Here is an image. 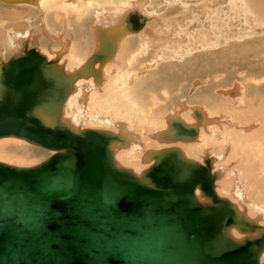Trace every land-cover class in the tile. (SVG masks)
Listing matches in <instances>:
<instances>
[{
  "label": "water",
  "instance_id": "1",
  "mask_svg": "<svg viewBox=\"0 0 264 264\" xmlns=\"http://www.w3.org/2000/svg\"><path fill=\"white\" fill-rule=\"evenodd\" d=\"M144 24L145 18L134 13L122 33L138 32ZM109 46L105 55L101 46L73 74H66L64 65L57 63L59 57L49 62L35 49L27 50V41L25 54H16L0 65V82H6L0 86L5 99L0 138L17 137L54 152L33 167L0 163V179L5 181L0 189L9 192L22 186L19 200L7 196L0 200V264H24L19 250L27 253L31 264H66L67 253H72L78 241L117 244L128 234L137 264H260L264 227L216 194L219 173L212 172L213 160L208 155L203 165L187 159L178 148L151 151L145 161L153 164L137 175L114 160L111 146L128 142L127 137L104 130L76 132L62 122L63 105L78 78L93 75L101 79V70H95L94 64L113 57L116 42ZM7 69L10 74L4 79L1 73ZM40 76L62 89V94L58 100L49 97L47 101L37 93L26 107L25 93ZM195 113L199 124L201 115ZM198 124L188 126L179 117H171L169 129L160 137L172 142L195 140ZM166 159L176 165L175 182L168 171L160 170ZM197 188L208 201L198 199ZM231 227L259 235L236 240L229 232ZM77 253L74 250V260L86 261ZM106 264L122 263L111 258Z\"/></svg>",
  "mask_w": 264,
  "mask_h": 264
},
{
  "label": "bare ground",
  "instance_id": "2",
  "mask_svg": "<svg viewBox=\"0 0 264 264\" xmlns=\"http://www.w3.org/2000/svg\"><path fill=\"white\" fill-rule=\"evenodd\" d=\"M93 1L97 2L98 0H0V2L5 5L6 4L23 5V6H27L30 10L35 11V9H37L39 11V14L42 15L41 16L42 20L44 19V21H42V29L45 35L48 37L50 42L57 44L58 47L60 48L57 49L56 51H54L55 49L54 48L53 49L54 52L51 51L52 49L49 51H43L41 48H37V47L30 48L28 46V41H27V50L35 49L39 54L46 57V59L49 62L59 57L57 63L59 65H64V70L66 74H73L74 72L80 70L86 64L88 59L93 54H95L100 50L101 46L103 47L102 53L103 55H105L110 49L109 42L110 43L111 41L116 42V51L113 57L110 60L104 62L103 64L99 62L94 64L95 70H101V79L97 80L96 77L93 75L87 77L83 76L78 78V80L75 82L73 92L68 96V98L66 99L63 105L62 119H61L62 122L66 123L71 129H73L76 132L81 129L104 130V131L112 132L116 135L121 134L127 137L128 142L124 144L120 142H115L111 146L114 154V160L117 166L126 169H131L137 175H141V173L144 170H146L153 164V161H151L147 166H144L145 162H147L145 161V156L151 151H159L165 148H178L181 150V152L187 159L203 165H204V159L206 155H208L213 160L212 172L219 173V178H217V180L215 181L216 194L220 198L228 199L232 204H234L237 207V209L240 212L245 213L247 218H249L250 220H254L258 226L264 227V207L260 208L261 210L260 209L258 210L257 207L255 210L257 213H255L254 210H252V208H249V206L251 205L250 203H248L247 200L249 199L250 200L249 202H252L253 201L252 195L249 194L248 192L247 196L244 197L245 194H243L242 192L243 189L241 186L242 182L238 181L237 179L238 174L234 173L236 181H233L230 172L229 171L227 172L228 170L227 165L221 163V165L218 166L219 163H217V161L219 160L220 155L215 156V154L209 152L210 146L212 145L213 141L214 142L216 141L217 143L220 141V143L222 144L224 142V144L226 143L225 145H230L235 143L234 146L236 152L238 148H241L242 146L239 145V142L246 141L247 142L246 144L249 145L244 147L245 156H248V154H252V153L255 155L256 152L264 154L263 143L252 141L253 138H260V137L264 138V131L261 130L258 131L257 133L250 132L251 135H248L249 130L247 129L250 128L253 129L251 124H250L251 126L249 127H245V124L244 126L238 125L237 127L236 126L237 124L232 123V121H230L225 114H220L218 116L217 114H213V113L210 114L203 107L197 105L190 107L189 105L186 104L185 101L182 102L180 100H177L175 104L176 106L174 105L173 113L170 115L167 114L166 118L164 119V123L161 125V128L156 129L155 127L157 126V124L155 121V117L153 115H157L156 112L160 105H164L167 101H171L172 98L171 89L168 87V84L166 86V84L163 85L161 83L160 84L156 83V85L154 86H147L143 84L144 81L139 83V81H141L140 79H143L142 76L145 73L142 75L141 74L142 72L140 73L139 71H137L136 65L138 63L140 64L141 60L144 57H148L149 54L151 55L150 51H148L150 46L153 47L155 50V52H153L152 55L150 56L151 57L150 59H152L151 65L150 66L145 65L147 63L146 61H148L147 59L146 60L143 59L144 63H142L145 65L147 73L157 68L160 62H163L159 58H164L171 62L172 58L174 57L172 53L181 49L180 45L185 41L190 43L191 41L190 38L192 39V37L189 36L190 35L189 31L187 33V29L191 25L188 24L186 20L190 18L189 20L191 22L193 21L191 20L192 18L190 16L192 15L193 10L195 11V9L199 8V11H196L197 14L198 13L204 14L203 12L206 11L205 10L206 6L204 4H201V8L199 7L200 5L197 6L196 8L194 6L187 7L185 3L184 4L182 3L183 1L181 2L178 1L175 4L173 3V5L171 4L165 14L160 15L158 17L154 16L153 19H151V17L148 14L142 15L139 13L144 11L145 5L149 3L146 0L132 2L131 6L123 5L117 9L114 8V10L112 9L109 10L107 8V10L104 11H94V16L96 17L95 21H97L92 25L93 35L91 34L94 39V48H93L94 50H92V54L86 55L81 52L82 49L80 50V48L73 45L72 40L65 39L63 33H59V34L55 33L54 30H52V28L50 27L51 25L49 26L46 23L47 22L46 18L47 16H50L48 12L52 11L51 9H53V11L55 10V13L57 14L55 17L58 16L60 18L62 15L64 16L63 18L64 23H66L65 19L69 15L73 16V14L78 18V20H81L87 14V12L90 11V9L93 8L95 9V6L94 7L92 6ZM134 13H138L139 15L145 18V24L143 28L138 32H123L124 33L123 34L122 31L126 24V20L129 19V17ZM178 13L179 15L177 17L175 16L176 20L172 21L171 23L170 22L171 20L169 21L170 17L172 18L173 15ZM60 19L62 20V18ZM61 20H59L58 22H60ZM151 20L158 21V22L154 21L156 24L154 27H152V25L148 23ZM168 21L172 25H169ZM30 27L34 28V25H31ZM67 27H69V25L65 26V30ZM28 34L29 36H31L32 32L29 31ZM13 35L15 36V34ZM135 35L137 36L135 37ZM184 37H188L189 39H185ZM135 42H137L138 44L137 47L135 49H131V46L134 45ZM20 54H25L23 49H22V53ZM3 56H4V52L0 51L1 64L2 62H4ZM124 67L127 69V71L125 72L123 71ZM9 74L10 72L7 69L6 72L2 71L1 76L4 77V79H6V77H8ZM5 83L6 82L4 81L0 82V86L5 85ZM197 84H199V82ZM174 85L175 86L173 87H177L176 86L177 83H175ZM183 86L181 87L180 85L181 88H183ZM238 90L239 88L238 89L235 88L234 91H229V94H227L226 91H219V92L220 94H223L224 96H228L235 100L240 94ZM180 91L181 90L179 88L178 93ZM149 92L151 94H149ZM37 93L41 94L40 100L48 101L49 99L47 98L49 97H51L52 99H57V98L59 99L60 95L62 94V89L57 90L56 86L52 81L46 80L42 76H40V81L34 86V88L32 87V90L30 89L29 92L25 93L24 99L28 96L25 105L26 107L34 100ZM146 96H150L151 98L148 97L146 98ZM3 100L5 99L3 98V95H1L0 93V129L3 128V126H5V122L3 118L5 108L2 106ZM241 100H242L241 102H243V104H245L246 107L250 108L252 106L251 103L249 102L250 100L248 102L246 99H241ZM189 108L190 110H188ZM195 111L199 112L202 118L199 124ZM174 116L179 117L181 121L188 126H193L198 124V136L195 140H177L172 142L160 137V134L162 132L167 131L169 129L168 121L171 117ZM44 117H45L44 119L47 122L51 123L52 121L51 118H48L47 115H44ZM71 118L73 120L75 119L76 121L83 120L91 124L94 123L95 124L97 123L99 125L111 124L116 127V130L104 129L101 128L100 126L93 127V125L91 124H90L91 126L89 127L88 126L80 127L78 126L79 124L78 125H75V123L73 124V120L70 121ZM125 122H128L129 123L128 126L134 130L132 132L133 134L127 132ZM81 124L84 125V123ZM148 124L151 129L153 128L155 129L147 130L150 129L148 127ZM140 126H144V130L143 128L140 130L141 128ZM238 131L242 133H238ZM0 140H4V141L15 140L19 142H23V141L27 142L26 140L13 136L1 137ZM27 143L31 144L30 142ZM7 144L10 143L7 142ZM68 144L70 143H67V145ZM31 145H36V144H31ZM0 146H3L2 143H0ZM38 147L43 148L42 146H38ZM43 149L47 150L46 148ZM200 153L202 154L201 160L200 158H199L200 161L195 160L193 157H196ZM256 158H258V156ZM245 159H249V158L246 157ZM257 162L259 163V161ZM0 163H4V162H0ZM237 163L239 162L237 161ZM240 164H243V162ZM175 166L176 165L173 163L172 159H166L165 163L160 168V170L165 169V171L169 172V175L173 178V182L177 180V178L175 177H178ZM249 166L250 167L247 166V168H249L252 173L248 171V174L251 177V179H253L252 182L254 181L252 187L253 188L254 186L258 187L256 189L259 191L258 197L260 195L262 197L261 198L262 200L264 199V178L262 179L259 173L256 172L259 169V168L256 169L258 165H255L254 163L252 164L250 163ZM263 172L264 171L262 170V173ZM240 174H241L240 177L244 178L243 176L244 173L242 172ZM202 179L205 180V177H203ZM162 182L165 183L164 180H162ZM0 183L5 184V181H3L1 178ZM21 187H22L21 185H18L13 189V191H9V192H5V190L0 189V200L3 201L4 197L6 196L8 199L10 198L13 199L14 197H16L19 200V197L22 196L21 194L22 190H20ZM219 190H223V192L221 193ZM224 191H227L225 193H229L230 191V193H232L236 199L232 200L230 199L231 197L230 198H228L227 196L225 197L223 195L225 194ZM196 195L201 202L209 200L207 197L202 195V190L200 188H197ZM109 196L110 195H107V198ZM246 202L247 205L245 204ZM124 229L125 228L121 226V230L124 231ZM26 232H28V230ZM229 232L236 240H242L246 237H256L259 235L258 232L255 233L241 232L236 227H231L229 229ZM22 233L23 235L25 234V228H23ZM130 236L131 234L121 237V240L117 244L108 242L106 240H105V244L104 241L102 243H100V241L94 242L92 240L78 241L73 245L72 253L70 251L67 253L66 264H80L77 259L74 260V256H75L73 254L74 250L78 252L77 254H79L86 260L81 264H106L107 261L111 258L115 259L117 262H120L122 264H137V262H135L136 252L134 251L136 249H133V243H132L133 240L129 238ZM17 238L19 239V236H17ZM112 244H114L115 246L114 247L111 246ZM25 245L31 251V249L29 248L30 246H28L29 244L27 243ZM19 252H20L19 257L21 259H24V264H31V262L27 261L30 258L27 255H25L27 253H25L24 250H19ZM58 264H60V262H58ZM260 264H264V250L260 256Z\"/></svg>",
  "mask_w": 264,
  "mask_h": 264
},
{
  "label": "rangeland",
  "instance_id": "3",
  "mask_svg": "<svg viewBox=\"0 0 264 264\" xmlns=\"http://www.w3.org/2000/svg\"><path fill=\"white\" fill-rule=\"evenodd\" d=\"M137 1L142 0L93 1L92 6H95V9H90V11H88L81 20H78L74 14L73 16L69 15L67 17L68 19H65L67 24L64 23L63 15L60 17L62 18L61 20L58 16L55 17L57 14L55 13V10L53 11V9H51L53 12H48L50 16H47L46 23L49 26L51 25L50 27L55 33H63L65 39L72 40L73 45L80 48V50L82 49V53L86 55L92 54V50H94L92 25L97 22L95 21L96 17L94 16V11H104L107 10V8L109 10H114V8L117 9L123 5L131 6L132 2ZM146 1L151 4L147 3V5L144 7V11L138 12L142 15L148 14L151 19H153L154 16L158 17L165 14L169 9V6L171 4L173 5V3H177L178 1H183L182 3H185L187 7L194 6L196 8L200 5L199 7L201 8V4L206 6V11L203 12L204 14L198 13L200 16L196 13V11H199V8H194L195 11L193 10L192 15L190 16L192 18L191 20L194 21H192L193 23L189 20L190 18L186 20V22L191 25L189 26L190 28L188 27L187 33L189 31V36L192 37L193 40L190 38V43L186 41L182 43L180 45L181 49L172 53L174 57L172 58L171 62L167 59L159 58L163 62H160L157 68L147 73L145 65H151L152 59H150V56L153 52H155L154 48L150 46L148 51H150L151 55L149 54V58H143L148 60L146 61L147 63L145 65L142 64L144 63V60L142 59L140 64L138 63L136 65L138 68H136L137 71L140 73L142 72V75L145 73L142 76L143 79H140L141 81H139V83L144 81L143 84L147 86H154L156 83H161L163 85L166 84V86L168 84V87L171 89V101H167L164 105H160L156 112L157 115H153L157 124L155 128H161V125L164 123V119L166 118L167 114L170 115L173 113L174 105L176 104L177 100H180L182 102L185 101L190 107L196 105L203 107L210 114H217V116L220 114H225L228 119L232 121V123L237 124H234L237 127L238 125L244 126V124L245 127L252 125L253 129H247L249 130L248 135H251L252 132L257 133L261 130L264 131V0ZM178 15L179 13L173 15L172 18L170 17L169 21L171 20L170 22L172 23V21L176 20ZM41 16L42 15L39 14L37 9L34 11L30 10L27 6L5 5L0 2V51L4 52V63H7L14 55L22 53L23 44L25 41H28V46L30 48L37 47L41 48L43 51H49L51 49V51H53L54 48V51H56L60 48L57 44L50 42L48 37L45 35L42 29V21H44V19L42 20ZM58 19L61 21L58 22ZM154 21L157 20H151L148 23L154 27L156 25ZM30 24L34 25V28H31ZM66 25H69V27H67L65 30ZM169 25L172 24L169 23ZM29 31L32 32L31 36L28 34ZM12 33L15 34V36ZM136 36L137 35H135V37ZM184 38L189 39L188 37ZM137 45V42H135L134 45L131 46V49H135ZM123 71L125 72L127 69L124 67ZM198 82L199 84H197ZM175 83H177V87H173L175 86ZM178 84H180L181 87L184 85L183 88H185H181ZM179 88L181 91L178 93ZM235 88H239L238 92H240L239 96L235 100L228 96H224L219 92L226 91L227 94H229V91H234ZM149 94L151 93L149 92ZM147 97L151 98L150 96H146V98ZM241 99H246L247 102L250 100L249 102L252 106L250 108L246 107V105L241 102ZM188 110H190V108ZM72 120L73 119L71 118L70 121ZM82 121L83 120L76 121L74 119L73 124H79L78 126L80 127H89L93 125V127L100 126L104 129L116 130V127L111 124L99 125L97 123L91 124ZM80 122L84 123V125ZM125 123L127 132L132 133L134 130L128 126V122ZM140 127V130L142 128L144 130V126ZM148 127L150 128L149 124ZM153 129L150 128L147 130ZM238 133L242 132L238 131ZM263 140L264 138L260 137L253 138L252 141L258 143L262 142L264 151ZM0 141H2L0 143L3 145L0 146V162H4L12 166L23 168L33 167L48 159L53 154L48 150L36 145H31L25 141ZM7 142L10 144H7ZM244 142H239V145L242 146L241 148H238L236 152L234 146L235 143L225 145L226 143L224 144V142L222 144L220 141L218 143L213 141L209 152L215 154V156L220 155L219 160L217 161V163H219L218 166H220L221 163L226 164L228 167L227 172H230L233 181H236L234 173L238 174L237 179L238 181L242 182L241 186L243 189L242 192L245 194L244 197H246L249 192V194L252 195V200L254 201L253 203V201L249 202L250 200H247L252 206H249V208H252V210L257 213L255 211L257 207L258 210L264 207V199L261 200L262 197L260 195L258 197L259 191L256 190L258 187H252L254 181L252 182L253 179H251L249 176L248 171L250 173L252 172L249 168H247V166L250 167V163L258 165L256 169H259L256 172H258L263 179L264 172L262 173V170L264 171V154L256 152V156L253 153H247L248 156H245L244 147L249 144H246V141ZM201 156L202 154L200 153L193 158L195 160H199L200 158L201 160ZM257 156L258 158H256ZM246 157L249 159H245ZM240 160L244 165L240 164L242 163ZM237 161L239 163H237ZM257 161H259V163ZM149 163L150 162H145L144 166H147ZM242 172L244 173V178L240 177V173ZM219 191L221 193L223 192V190ZM225 192L227 191H224V193ZM223 195L225 197L227 196L228 198L231 197L230 199L232 200L236 199L233 194L230 193V191L229 193H225ZM245 204L247 205V202Z\"/></svg>",
  "mask_w": 264,
  "mask_h": 264
},
{
  "label": "crops",
  "instance_id": "4",
  "mask_svg": "<svg viewBox=\"0 0 264 264\" xmlns=\"http://www.w3.org/2000/svg\"><path fill=\"white\" fill-rule=\"evenodd\" d=\"M148 2V1H147Z\"/></svg>",
  "mask_w": 264,
  "mask_h": 264
}]
</instances>
